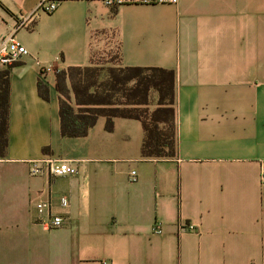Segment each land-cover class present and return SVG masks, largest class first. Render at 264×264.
<instances>
[{
    "label": "crops",
    "instance_id": "0c3cea01",
    "mask_svg": "<svg viewBox=\"0 0 264 264\" xmlns=\"http://www.w3.org/2000/svg\"><path fill=\"white\" fill-rule=\"evenodd\" d=\"M106 1L64 0L27 29L21 18L39 0H0V39L14 34L28 50L11 69L0 264H264V0ZM106 66L174 71L175 158H143L136 119L62 135L57 74ZM45 156L79 174L33 176L30 162ZM50 217L66 224L48 229Z\"/></svg>",
    "mask_w": 264,
    "mask_h": 264
},
{
    "label": "trees",
    "instance_id": "16d2710c",
    "mask_svg": "<svg viewBox=\"0 0 264 264\" xmlns=\"http://www.w3.org/2000/svg\"><path fill=\"white\" fill-rule=\"evenodd\" d=\"M15 64L0 72V159L6 158L9 149L10 78ZM104 72L101 67H88L72 68L57 74L62 135L68 138L85 137L101 117L108 119L109 130H112L114 118L136 119L142 123L145 132L143 158H175L174 71L109 68L106 74ZM38 92L42 99L50 100V89L44 81L39 82ZM153 93L158 95V101L157 108L151 110Z\"/></svg>",
    "mask_w": 264,
    "mask_h": 264
},
{
    "label": "built area",
    "instance_id": "2783aa9c",
    "mask_svg": "<svg viewBox=\"0 0 264 264\" xmlns=\"http://www.w3.org/2000/svg\"><path fill=\"white\" fill-rule=\"evenodd\" d=\"M64 0H39L36 10L28 16L21 18L20 28L31 29L34 23L42 14H53L55 13ZM123 0H107L106 3L110 7H117L123 4ZM143 4H173L179 3V0H142ZM28 55V50L24 47L16 38L14 34L4 36L0 39V62L4 66H11L14 62L20 60L24 56ZM53 71V67H46L42 70V74L46 75ZM31 173L33 176H39L43 173V169L46 168L49 173L54 177H65V176H77L79 169L69 162L61 161L50 156H45L40 160L30 162ZM133 182H137V172L132 173ZM64 207L69 205L68 200L62 202ZM35 209L43 214L50 212L52 204L49 202H39L35 204ZM66 224L65 219L62 217H50L46 222L45 226L48 229H59ZM182 231L196 232L197 228L195 225H183L181 226ZM155 234H163V229L160 224H156L153 229ZM109 264V263H105Z\"/></svg>",
    "mask_w": 264,
    "mask_h": 264
},
{
    "label": "rangeland",
    "instance_id": "374dc122",
    "mask_svg": "<svg viewBox=\"0 0 264 264\" xmlns=\"http://www.w3.org/2000/svg\"><path fill=\"white\" fill-rule=\"evenodd\" d=\"M101 68L105 69V72L104 73L106 74L107 73L106 70L109 69V68H111V67H107L106 66V67H101ZM117 99H120V98H117Z\"/></svg>",
    "mask_w": 264,
    "mask_h": 264
}]
</instances>
